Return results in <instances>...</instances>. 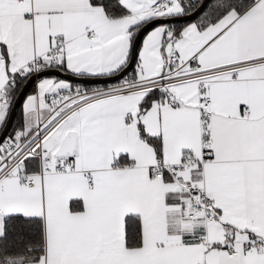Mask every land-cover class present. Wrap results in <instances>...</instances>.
Listing matches in <instances>:
<instances>
[{
	"label": "snow or ice",
	"instance_id": "snow-or-ice-1",
	"mask_svg": "<svg viewBox=\"0 0 264 264\" xmlns=\"http://www.w3.org/2000/svg\"><path fill=\"white\" fill-rule=\"evenodd\" d=\"M29 84L0 264H264V0H0V129Z\"/></svg>",
	"mask_w": 264,
	"mask_h": 264
},
{
	"label": "water",
	"instance_id": "water-1",
	"mask_svg": "<svg viewBox=\"0 0 264 264\" xmlns=\"http://www.w3.org/2000/svg\"><path fill=\"white\" fill-rule=\"evenodd\" d=\"M61 78H63V77H61ZM30 85H31V84H29V85L24 89V92H23L22 95H18V99L16 100L14 110L10 113V117H9V121H8L7 127H6V129H1V130H0V135H3V136H6V135H7L8 130L10 129V126H11V123H12V119H13L15 113H16L17 107H18V105L20 104V102H21L23 96L26 94V92H27V90H28V88H29Z\"/></svg>",
	"mask_w": 264,
	"mask_h": 264
},
{
	"label": "trees",
	"instance_id": "trees-1",
	"mask_svg": "<svg viewBox=\"0 0 264 264\" xmlns=\"http://www.w3.org/2000/svg\"><path fill=\"white\" fill-rule=\"evenodd\" d=\"M181 22H185V21H181ZM129 71H131V69H129ZM32 90H33V84H31V85L29 86V88H28L26 94L29 93V92H31ZM20 105H21V102H20V104H19L18 107H17L16 113H15L13 119H12V123H11L10 129L8 130L7 135L13 132L14 125H15L16 121H17V120L19 119V117H20ZM0 130H1V129H0Z\"/></svg>",
	"mask_w": 264,
	"mask_h": 264
},
{
	"label": "crops",
	"instance_id": "crops-1",
	"mask_svg": "<svg viewBox=\"0 0 264 264\" xmlns=\"http://www.w3.org/2000/svg\"><path fill=\"white\" fill-rule=\"evenodd\" d=\"M33 88H34V85H33ZM33 91V90H32ZM31 91V92H32ZM31 92H29V93H31ZM29 93H27V94H29ZM27 94H25L24 96H23V98H22V100H21V105H20V117H19V119L16 121V123H15V125H14V128L17 126V124L20 122V120H21V109H22V103H23V99L25 98V96L27 95ZM14 128H13V130H14Z\"/></svg>",
	"mask_w": 264,
	"mask_h": 264
}]
</instances>
